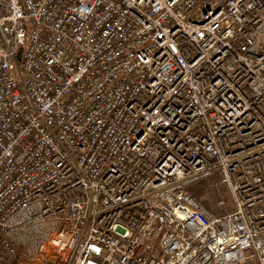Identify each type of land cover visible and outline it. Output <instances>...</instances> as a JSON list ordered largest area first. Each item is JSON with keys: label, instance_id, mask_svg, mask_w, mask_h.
I'll list each match as a JSON object with an SVG mask.
<instances>
[{"label": "built area", "instance_id": "2783aa9c", "mask_svg": "<svg viewBox=\"0 0 264 264\" xmlns=\"http://www.w3.org/2000/svg\"><path fill=\"white\" fill-rule=\"evenodd\" d=\"M0 264H264V0H0Z\"/></svg>", "mask_w": 264, "mask_h": 264}, {"label": "rangeland", "instance_id": "374dc122", "mask_svg": "<svg viewBox=\"0 0 264 264\" xmlns=\"http://www.w3.org/2000/svg\"><path fill=\"white\" fill-rule=\"evenodd\" d=\"M226 201V207H219L218 202L223 199ZM202 199L210 201L212 205L220 211V214L233 208V202L227 189L220 185L219 182L211 183L208 186L207 192L202 196Z\"/></svg>", "mask_w": 264, "mask_h": 264}, {"label": "trees", "instance_id": "16d2710c", "mask_svg": "<svg viewBox=\"0 0 264 264\" xmlns=\"http://www.w3.org/2000/svg\"><path fill=\"white\" fill-rule=\"evenodd\" d=\"M221 179V174L216 173L204 180H201L194 184L191 188L190 191L191 193L212 213H215L217 215L220 214V211L212 205L210 201L202 199V196L207 192L208 186L211 183L219 182Z\"/></svg>", "mask_w": 264, "mask_h": 264}]
</instances>
